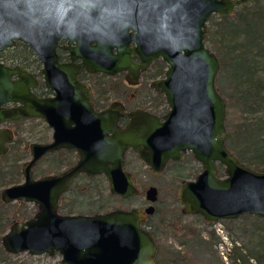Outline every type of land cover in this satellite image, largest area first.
Here are the masks:
<instances>
[{
    "label": "water",
    "instance_id": "95a60500",
    "mask_svg": "<svg viewBox=\"0 0 264 264\" xmlns=\"http://www.w3.org/2000/svg\"><path fill=\"white\" fill-rule=\"evenodd\" d=\"M251 1L0 0V52L15 41L26 44L42 65L46 87L56 93L52 99H36L30 93L33 76L0 63V106L16 104L13 109L0 108V124L41 118L55 130L51 144L29 145L30 160L21 166L22 182L0 191L1 203H27L37 210L31 219L10 225L0 240L4 253L51 257L56 252L61 264H153L154 246L139 232L136 212L88 218L56 214L60 196L82 173L104 174L111 194L134 195L131 178L121 172L127 148L154 175L161 173L168 159H177V151H190L201 172L178 190L185 213L199 214L208 222L243 215L264 219V171L246 167L225 146L226 103L215 88L219 64L204 44L211 16H231ZM58 40L75 42L71 52L89 55H69V64H58L53 54ZM112 49L131 51L139 63L131 64L128 55H92ZM74 59L80 64L73 65ZM155 59L167 66L164 78L150 84L164 95L169 108L162 123L136 111L128 115L132 122L118 131L105 121L111 115L108 110L92 111L87 95L80 98L83 113H72L88 116L89 122L62 123L55 117L75 108L70 103L78 90L77 70L113 74L131 69L128 83L133 85L138 73ZM11 141L12 133L0 128V158ZM61 148L76 150L77 163L58 176L32 179L35 162ZM216 164L222 167L221 176Z\"/></svg>",
    "mask_w": 264,
    "mask_h": 264
},
{
    "label": "flooded vegetation",
    "instance_id": "af4514ba",
    "mask_svg": "<svg viewBox=\"0 0 264 264\" xmlns=\"http://www.w3.org/2000/svg\"><path fill=\"white\" fill-rule=\"evenodd\" d=\"M93 45L94 44H91L90 46ZM131 47L132 45H130L129 49H131ZM74 48L75 42L69 43L67 40H58L53 51V54L56 56V62L58 64H69V55H89L87 53H83V51L71 52L70 50ZM7 55H14L12 56L14 60L7 61ZM27 55H29V58ZM92 55H128L131 64L135 65L139 63L136 56H131L136 54L127 50L117 52L115 49H112L106 54L99 52ZM0 63L9 68L18 67L33 76L35 85L33 88H30V93L36 99L44 100L55 97V91L50 90L45 85L44 76L41 73V63L26 44H23L20 41H15L13 46L1 51ZM78 64H80V60L74 59L73 65ZM166 69L167 66L165 63H163L160 59H155L147 65L145 70L138 73L135 84L131 85L128 83V81L131 80V69L127 70L126 68V70L123 71L116 70L113 74H104L99 72L88 73L86 70L81 68L80 70H77L74 75L75 80L78 83V90L75 92L76 98L72 99L70 105L75 108H73V110H65L64 112L61 111L60 116L55 113V117L62 123H66L68 121H77L74 123H83L84 121L87 122L89 120L88 116L73 115L74 112L72 113V111L83 113L80 98H85L87 95V100L91 105L92 111L98 114L108 110L111 115L106 116L105 121L113 123L118 131L124 130L130 122H132V118L128 115L136 111L146 113L156 118L158 123H162V117L168 113L169 108L166 104L164 95L152 88L150 84L154 81L162 80ZM14 80H16V77H11V81ZM122 91L126 92L122 93ZM67 96L72 97V94L69 92L67 93ZM14 107H16V104L10 103L0 106L1 109H13ZM67 113L72 114L67 115ZM29 122L38 123L36 131L38 139H36L35 142L25 144L23 140L19 139L21 138L22 131H20V133L17 132L16 127ZM13 127H15V131ZM74 127L75 124L70 125V128L73 129ZM0 128L9 130L12 133V141L7 146L6 154L0 158V160L7 157V155L12 151L19 152L20 147L22 149L20 151H24L23 154L28 158L19 166L21 178V166L23 163L30 160L29 145L51 144L55 133V130L49 127L41 118L27 119L17 121L15 123L5 121L0 124ZM110 135L111 134L109 132L106 134L107 137ZM15 141L18 142L19 147L18 149L13 148L12 150L10 147ZM49 160L54 163V166L51 169L46 168V162ZM78 160L79 155L74 149L61 148L50 153H46L42 155L31 168V178L36 180L47 176H58L64 171L72 168ZM121 162V172L131 178L132 187L135 190L134 195L124 198L119 194H111L109 192L108 182L104 174L88 177L82 173L76 175L72 179L66 191L60 196L58 206L56 208V214L62 217L82 216L88 218L94 216H104L115 211H122L125 213H129L131 211L136 212L138 217L134 222L136 223L139 232H141L144 236H147L154 246V253L152 256L153 264L194 263L190 261L187 256L188 253H199V251L207 249L209 245L213 246L214 243H216V234L213 229L216 225L222 226L224 232L228 233V235L229 232L234 234L235 238L232 240V243H230V246L234 244L235 247H240L246 242L248 234L245 217H248L247 215L240 216L235 220H217L214 222H208L199 214L184 212L185 206L178 198V190L182 183L192 182L195 176L201 172V165L193 159L190 151H185L184 153L177 151V159H168L161 170V173L156 175L149 171V167L144 165L139 160L137 154L131 148L124 150ZM41 164L44 165L43 167L45 169L43 172L45 173L35 177L34 171L37 166ZM191 165L195 166V173L193 174L194 177L191 179L189 178L177 181L176 177L179 176L180 172L184 171V169L188 170V167ZM137 166L139 168L141 167L146 169L152 178H158L163 173L170 174V178L165 181L155 180L157 185L147 183V185L143 184L145 185L143 186L137 181L138 174L134 173V171L138 168ZM106 167L111 168L110 165H107ZM215 168L217 175L221 176L222 167L216 164ZM100 185H104V188H100ZM161 188L163 189L161 190ZM166 189L167 195H160V192H165ZM102 192H104L105 195H102ZM73 201L85 203L89 208L93 207V209L83 213H74L70 211V205L71 203L73 204ZM13 203H17L19 206L17 207L19 209L18 214L24 212L22 211L23 209L20 208L21 205L26 207L29 205L30 210L27 212L30 211V216L23 220H19L17 219L19 216H15L17 220L15 221L12 219L9 221L3 235L8 231L12 223L25 222L31 219L37 211L31 204L21 202ZM2 204L9 205L12 203ZM238 221H241V223L244 222V225L239 227L235 223ZM227 225H230V228H228ZM42 256L48 258L53 256L59 257L57 264H61V256L56 252L51 257L46 254L30 257L38 258ZM181 259L184 262H182Z\"/></svg>",
    "mask_w": 264,
    "mask_h": 264
},
{
    "label": "trees",
    "instance_id": "16d2710c",
    "mask_svg": "<svg viewBox=\"0 0 264 264\" xmlns=\"http://www.w3.org/2000/svg\"><path fill=\"white\" fill-rule=\"evenodd\" d=\"M263 26L264 0H252L249 5L236 8L231 16L219 17L216 22L211 16L204 39L205 46L216 56L219 64L215 77L216 91L224 97L227 106L234 107L238 113V120L230 126L224 120L225 146L240 163L257 172L264 171ZM12 56L7 55L6 60H14ZM225 86L227 96L221 94ZM18 147L15 141L10 149ZM23 152L21 156H24ZM16 177H20L19 167L8 171L0 169V190L19 184ZM7 207L0 202V237L11 219L23 220L30 216L27 207L21 205L24 212L18 214L17 219L11 218L5 215ZM245 220L247 240L240 247L231 246L228 261L230 264H249V261L264 264V219L248 216ZM8 257L0 248V264H13Z\"/></svg>",
    "mask_w": 264,
    "mask_h": 264
},
{
    "label": "rangeland",
    "instance_id": "374dc122",
    "mask_svg": "<svg viewBox=\"0 0 264 264\" xmlns=\"http://www.w3.org/2000/svg\"><path fill=\"white\" fill-rule=\"evenodd\" d=\"M261 4H257V6H260ZM219 17L217 16H213V22H216L217 19ZM262 30L264 29V26L261 28ZM223 75V74H220ZM126 91H122V93H125ZM225 96H227V88L225 86V89H222V93ZM223 97V96H222ZM224 98V97H223ZM226 103V102H225ZM226 121L225 124L230 123L233 124L238 120V113L236 112V110L234 109V107H228L226 104ZM37 127H38V123L36 122H29V123H25L19 127H16V131L20 133V131H22L21 134V138H19L20 140H23L25 144L27 143H32L35 142L36 139H38V134H37ZM14 131H15V127H13ZM228 129V128H227ZM20 150L21 147H20ZM12 151L7 155V158L5 160H0V169H2V171H8L9 169H12L13 167L15 168L16 166L19 167L21 165L22 162H24L27 158L26 155L21 156V151ZM46 168L47 169H51L54 166V163L52 161H47L46 162ZM44 165L41 164L39 166H37L36 170L34 171V176L37 177L45 172L44 171ZM138 167V166H137ZM135 174L137 175V181L140 184H145L147 185V183L150 184H156L155 180H169V176L170 174L168 173H163L160 177L158 178H152V176H150V174L147 172L146 169L144 168H137L136 171H134ZM195 173V166L191 165L188 167L187 169H184V171L180 172L179 176L176 177L177 181L180 180H184V179H191L194 177ZM150 176V177H149ZM172 177V176H171ZM17 178V177H16ZM18 182L22 181L21 176L19 178H17ZM101 184V183H99ZM143 185V186H145ZM157 185V184H156ZM100 188H104V185H100ZM163 188H161L162 190ZM102 195H105L104 192L101 193ZM160 195L165 196L167 195V189L165 190V192H160ZM19 207L17 203H12L9 204L8 207L6 208V212L5 215H8L11 218H14L15 216L18 215L19 213V209L17 208ZM27 209L30 210V206L27 205ZM91 209H93V207L89 208L85 203H80V202H75L73 201V204L71 203L70 205V211L74 212V213H83V212H87L90 211ZM12 220V219H11ZM239 227H242L244 225V222L241 223V221L235 222ZM250 226V220H249V224ZM228 228H230V225H227ZM250 228V227H249ZM214 232H215V236H216V243H214L213 246H208L207 249H205L204 251H199V253L196 252H190L188 253V257L190 259V261L194 262V263H184V264H230L228 261V254L230 253V251H228V249L231 247L230 243H232V240H234L235 236L232 232L228 233L224 232L222 226L220 225H216L214 228ZM220 231V232H219ZM223 231V232H221ZM214 241V242H215ZM8 259L12 262V263H20V264H57L59 261V257L53 256L51 258L48 257H30L27 254H19V255H9ZM182 262H184L181 259ZM186 261V260H185ZM181 264V263H180ZM183 264V263H182ZM249 264H255L252 261H249Z\"/></svg>",
    "mask_w": 264,
    "mask_h": 264
}]
</instances>
